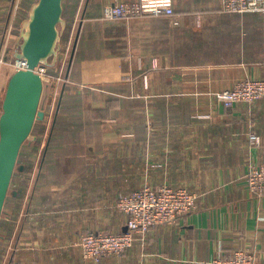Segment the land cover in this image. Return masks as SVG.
Returning <instances> with one entry per match:
<instances>
[{
    "label": "crops",
    "instance_id": "obj_1",
    "mask_svg": "<svg viewBox=\"0 0 264 264\" xmlns=\"http://www.w3.org/2000/svg\"><path fill=\"white\" fill-rule=\"evenodd\" d=\"M119 1L134 0L81 2L69 76L66 68L56 80L51 121L45 111V147L31 157L22 207L10 205L18 215L7 264H93L76 243L87 232L125 230L118 196L146 182L185 186L197 207L99 264H204L236 249L264 264V193L246 180L264 165V99L225 106L215 97L264 78V11L174 0L175 17L103 19ZM34 3L0 0V49L11 40L15 50Z\"/></svg>",
    "mask_w": 264,
    "mask_h": 264
},
{
    "label": "built area",
    "instance_id": "obj_2",
    "mask_svg": "<svg viewBox=\"0 0 264 264\" xmlns=\"http://www.w3.org/2000/svg\"><path fill=\"white\" fill-rule=\"evenodd\" d=\"M221 9L235 13L262 12L264 11V0H222ZM145 15L175 17L174 0L119 1L106 6L103 19H130ZM175 23H178L177 19ZM5 49L6 46L0 49V62L4 59ZM68 52L69 47L65 51V61ZM13 66L16 70L26 69L27 62L24 59H17ZM62 66L59 75L52 73L50 67L44 64L36 66L35 72L41 75L44 86L54 79L60 83L64 81V66ZM215 97L225 106H232L238 102L253 103L264 99V78H245L238 81L232 88L215 92ZM51 111H53V106L46 111L50 121ZM250 138L253 144L261 143L259 135L251 133ZM246 180L250 189L262 195L264 193V165L252 166L246 174ZM197 198L198 194L185 186L175 187L162 184L154 187L146 182L141 188L118 196L117 207L126 215L125 230L87 232L82 234L76 244L80 246L86 260L99 264L105 256L119 254L133 245L137 234L145 236L154 226L173 224L179 217L193 211L197 207ZM11 240L10 249L13 246ZM204 264L261 263L252 251L236 249L230 256H217L205 261Z\"/></svg>",
    "mask_w": 264,
    "mask_h": 264
},
{
    "label": "water",
    "instance_id": "obj_3",
    "mask_svg": "<svg viewBox=\"0 0 264 264\" xmlns=\"http://www.w3.org/2000/svg\"><path fill=\"white\" fill-rule=\"evenodd\" d=\"M64 0H37L32 5L28 18L23 22L14 56L27 62L26 69L16 70L9 78L0 114V219L9 194L18 164L22 145L30 137L37 120H43L45 111L40 108L44 90L41 75L36 66H56L62 49V36L67 26ZM83 22H79L66 77L75 56ZM65 84L62 87L58 106L61 104Z\"/></svg>",
    "mask_w": 264,
    "mask_h": 264
},
{
    "label": "trees",
    "instance_id": "obj_4",
    "mask_svg": "<svg viewBox=\"0 0 264 264\" xmlns=\"http://www.w3.org/2000/svg\"><path fill=\"white\" fill-rule=\"evenodd\" d=\"M81 2L82 0H64L63 2L64 4L63 16L67 20V26L62 36V41L65 46H63L61 51L59 52V59H58L56 66L50 67V71L54 74H58L60 72L62 62L65 56V51L67 47L70 46L71 41L73 40V32L77 29L76 27L77 23H75L74 19L77 16V13L79 12ZM31 5L32 4H30V6ZM72 12L74 16L71 19L69 14H71ZM74 39H75V35H74ZM72 43H74V41ZM52 84H53V87L50 88V90L48 91V98H47L49 108L52 106L51 103H52V100L54 99L56 81L53 80ZM66 88H67V83H66L65 89ZM46 115H47V112H46ZM46 122H47L46 116L44 120H37L35 122L33 130H32V134L37 135L38 136L37 139L32 142H29L26 140L24 144L22 145L21 151L19 153L18 163L24 164V169L22 171L19 169L18 170L16 169L13 179H12V183H11L12 187H10V190L12 188V191L10 192L9 190V194L5 202L3 213L10 214V218L4 219L3 218L4 216L2 214V217L0 219V233H1L0 235H2L1 237L2 244L3 242L6 241V239L9 240L10 237L13 235V231H14L13 220H15L13 218L16 215H18L17 213L18 210H14L13 207H10V205L16 204L19 206L21 204L20 207H22L24 200H25V196L28 193L29 181L32 178L31 172L35 164L33 158L31 157H34V155H37L36 154L37 147L41 148V151H43L45 147V143L43 144V142H41V140H43L44 135H41V134L45 131ZM40 144H42V146ZM16 172H17V175H16ZM6 249H7V246H6ZM6 249L4 245L3 246L0 245V256L3 253V251ZM10 262L13 263V260L11 259Z\"/></svg>",
    "mask_w": 264,
    "mask_h": 264
},
{
    "label": "rangeland",
    "instance_id": "obj_5",
    "mask_svg": "<svg viewBox=\"0 0 264 264\" xmlns=\"http://www.w3.org/2000/svg\"><path fill=\"white\" fill-rule=\"evenodd\" d=\"M76 31L77 30H75L73 32V40L71 41V44L69 46V52L67 54V59H66V61L63 59V62H62L63 66H64V72H65L67 65H68V61L70 58L72 45H73L72 42L74 41V35L76 36ZM13 46H14L13 42H11V40H10V43L6 46V49L4 51V59L0 62V114H1V110H2V102H3V98H4V94H5V90H6L8 80H9L10 76L16 71V68L13 66V63L18 58H16L14 56ZM63 46H65V45L63 44V41H62V47ZM52 82L53 81H50V82L46 83L44 86V90H43V94H42V98H41V102H40V108L43 109L44 111H48L50 109L48 106L47 98H48V91L50 90V88L53 87ZM56 83H57V81H56ZM55 90H56V88H55ZM59 94H60V91L57 88L56 93H55L56 99L54 97V99L52 100V103H51L52 106L57 105ZM33 139H34V137L32 135H30V137L27 139V141L32 142V141H34ZM40 145L42 146V144H40ZM38 148L39 147H37L36 154L42 155L41 148H39V149ZM18 164L20 165V163H18ZM22 165H24V164H22ZM16 175H17V172H16ZM16 178H18V177H16ZM11 191H12V188H11L10 192ZM3 216H4L3 217L4 219L10 218V214H8V213H3ZM13 219H16V217H14ZM1 237H2V235H0V242H1ZM12 237H13V235H12ZM10 240H11V237L9 240L6 239V241L3 242V244H2V242L0 243L1 246H3V245L8 246L7 251L4 250L0 256V264H7L8 263V258L10 256V253L12 252L9 250L10 249V247H9L10 246ZM5 249H6V247H5ZM9 264H11V262H9Z\"/></svg>",
    "mask_w": 264,
    "mask_h": 264
}]
</instances>
